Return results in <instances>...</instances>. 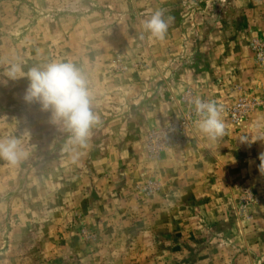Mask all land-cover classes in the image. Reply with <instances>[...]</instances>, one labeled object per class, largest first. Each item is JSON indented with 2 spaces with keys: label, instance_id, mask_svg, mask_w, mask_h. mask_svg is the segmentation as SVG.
Listing matches in <instances>:
<instances>
[{
  "label": "rangeland",
  "instance_id": "obj_1",
  "mask_svg": "<svg viewBox=\"0 0 264 264\" xmlns=\"http://www.w3.org/2000/svg\"><path fill=\"white\" fill-rule=\"evenodd\" d=\"M158 9L163 41L141 23ZM8 60L74 63L100 123L74 160L0 74V137L29 153L0 160V264H264V0H0Z\"/></svg>",
  "mask_w": 264,
  "mask_h": 264
},
{
  "label": "clouds",
  "instance_id": "obj_2",
  "mask_svg": "<svg viewBox=\"0 0 264 264\" xmlns=\"http://www.w3.org/2000/svg\"><path fill=\"white\" fill-rule=\"evenodd\" d=\"M172 17L165 18L164 10L154 11L143 20L142 27L149 39L163 41ZM2 74L7 80L26 78L28 85L23 99L27 104H38L41 111L50 114V123L67 134L65 151L78 158V148H87L92 129L100 123L99 115L93 111V97L89 81L81 68L71 61H52L43 66H33L24 71L18 60L0 61ZM194 105L200 131L209 139L216 140L225 135L226 125L222 118L223 108L214 100L196 96ZM24 135H28L25 131ZM28 151L23 137H0V160L9 166H17L27 159ZM258 169L264 175V153L259 156Z\"/></svg>",
  "mask_w": 264,
  "mask_h": 264
}]
</instances>
